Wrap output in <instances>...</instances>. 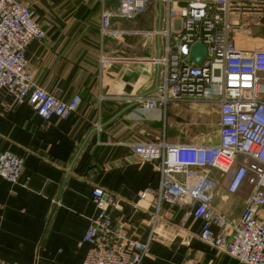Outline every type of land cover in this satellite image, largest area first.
<instances>
[{"label": "crops", "instance_id": "0c3cea01", "mask_svg": "<svg viewBox=\"0 0 264 264\" xmlns=\"http://www.w3.org/2000/svg\"><path fill=\"white\" fill-rule=\"evenodd\" d=\"M20 1L46 31L45 39L33 40L26 51L34 84L64 101L80 95L81 102L68 117L45 121L31 105L17 104L0 89V153L24 158L19 183L0 175V263L82 264L89 247L83 237L98 212L90 198L96 185L119 195V203L109 206L113 224H126L132 237L147 241L154 206L135 204L140 191L159 184L160 175L153 163L134 154L133 144L218 141L217 106L180 102L152 110L114 98L158 91L163 76L152 60L164 54L166 40L147 32L166 27L167 5L151 2L144 13L126 19L118 15L121 0ZM104 9L117 33L102 37ZM235 32L240 49H264V40L247 45ZM102 54L108 59L103 70ZM208 114L216 121L212 131ZM210 172L217 181L212 205L230 221L239 219L251 185L245 181L230 193L228 176ZM162 208V222L177 226L178 236L170 242L152 240L141 264H242L199 238L202 221L192 206L163 203ZM258 214L264 219V207Z\"/></svg>", "mask_w": 264, "mask_h": 264}, {"label": "built area", "instance_id": "2783aa9c", "mask_svg": "<svg viewBox=\"0 0 264 264\" xmlns=\"http://www.w3.org/2000/svg\"><path fill=\"white\" fill-rule=\"evenodd\" d=\"M151 2L168 7L166 27L147 32L166 40L164 54L152 60L163 82L152 95L124 93L114 98L152 110L180 102L217 106L218 141L134 143V154L153 163L160 175L159 184L140 191L135 204L140 207L141 201H150L154 206L150 237L142 242L129 234L126 224L115 226L109 206L119 203V195L96 185L90 198L98 212L83 237L89 247L82 264H141L152 240L173 241L179 232L173 223L162 222L163 203L192 206V214L202 221L199 238L218 251L242 264H264V219L258 214L264 207V49H240L230 36L231 30L248 32L262 25L264 0H121L118 15L131 19L144 13ZM111 18L104 9L102 37L117 33L111 29ZM45 37L42 23L29 6L20 0H0V89H6L17 104L31 105L48 121L75 112L81 97L64 101L34 84L26 51L33 40ZM197 42L207 47L202 64L190 59ZM107 66L108 59L102 54L100 68ZM23 166L22 156L12 151L0 153V175L7 181L19 183ZM209 169L228 176L230 193L238 192L245 181L251 185L239 219L230 221L212 205L217 181L210 178Z\"/></svg>", "mask_w": 264, "mask_h": 264}, {"label": "rangeland", "instance_id": "374dc122", "mask_svg": "<svg viewBox=\"0 0 264 264\" xmlns=\"http://www.w3.org/2000/svg\"><path fill=\"white\" fill-rule=\"evenodd\" d=\"M260 30L258 29H251V31H248L247 33H242V31L240 30H237V34L240 35L241 37H243L244 39V42L247 43V45H251V46H254V45H257L256 42L258 41H262L264 40V19H263V24L262 26L259 27ZM236 32L234 30H231L230 31V36L231 37H234L233 35L235 34ZM257 47H253L251 49H246V50H254L256 49ZM210 115V116H209ZM213 118V119H211ZM215 118H214V115L213 114H208V127L210 129V131L214 130L215 129V122L214 121ZM218 128V126H217ZM211 169H209V175L212 176V178H215L211 172H210Z\"/></svg>", "mask_w": 264, "mask_h": 264}, {"label": "water", "instance_id": "95a60500", "mask_svg": "<svg viewBox=\"0 0 264 264\" xmlns=\"http://www.w3.org/2000/svg\"><path fill=\"white\" fill-rule=\"evenodd\" d=\"M207 57V47L201 42L195 43L190 51V59L195 64H202Z\"/></svg>", "mask_w": 264, "mask_h": 264}]
</instances>
